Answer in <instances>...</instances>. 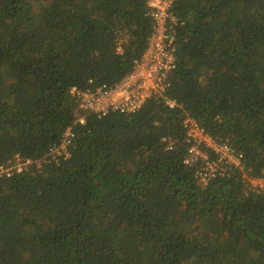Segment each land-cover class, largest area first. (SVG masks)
Returning a JSON list of instances; mask_svg holds the SVG:
<instances>
[{
  "label": "trees",
  "instance_id": "trees-1",
  "mask_svg": "<svg viewBox=\"0 0 264 264\" xmlns=\"http://www.w3.org/2000/svg\"><path fill=\"white\" fill-rule=\"evenodd\" d=\"M147 1L0 0V163L75 133L69 155L0 177V264H264V0H176L163 94L76 122L71 87L119 82L147 48ZM187 117L243 170L203 185Z\"/></svg>",
  "mask_w": 264,
  "mask_h": 264
},
{
  "label": "built area",
  "instance_id": "built-area-1",
  "mask_svg": "<svg viewBox=\"0 0 264 264\" xmlns=\"http://www.w3.org/2000/svg\"><path fill=\"white\" fill-rule=\"evenodd\" d=\"M176 0H148L149 12L154 29L143 54L134 60L131 71L114 84H95L91 79L85 88L73 86L71 96L77 105L76 122H85L86 114L103 117L110 112L130 113L139 109L153 95H161L171 83V75L177 68V25L179 19L174 13ZM170 106L176 103L167 100ZM187 152L184 163L196 165V177L203 185L212 179L230 175L235 169L243 170L244 155L227 140H221L206 131L194 118L184 120ZM75 133L68 127L59 144L40 159L21 157L19 154L0 163V177L12 176L30 168L40 167L42 162L69 155V145ZM166 148L172 150L175 140L164 137ZM264 185L258 189L261 190Z\"/></svg>",
  "mask_w": 264,
  "mask_h": 264
},
{
  "label": "rangeland",
  "instance_id": "rangeland-1",
  "mask_svg": "<svg viewBox=\"0 0 264 264\" xmlns=\"http://www.w3.org/2000/svg\"><path fill=\"white\" fill-rule=\"evenodd\" d=\"M250 184L253 189H258L261 185H264V177H253L250 179Z\"/></svg>",
  "mask_w": 264,
  "mask_h": 264
}]
</instances>
